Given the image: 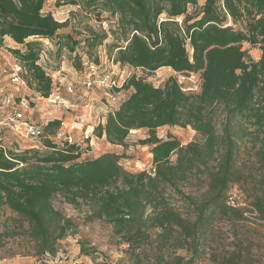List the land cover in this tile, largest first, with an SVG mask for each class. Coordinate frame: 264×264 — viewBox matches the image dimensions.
<instances>
[{
  "label": "trees",
  "instance_id": "trees-1",
  "mask_svg": "<svg viewBox=\"0 0 264 264\" xmlns=\"http://www.w3.org/2000/svg\"><path fill=\"white\" fill-rule=\"evenodd\" d=\"M49 1L96 18L105 12L116 18L115 27L108 32L89 27L82 41L60 34L68 22L42 13ZM198 2L0 0V43L7 37L24 48L10 53L24 68L28 87L43 97L49 95L50 79L36 64L40 40L54 44L58 62L63 55L73 57L77 70L83 42L92 61L103 46L122 67L146 74L168 68L200 78L199 91L189 93L174 77L156 88L130 74L123 85L128 96L104 126L94 129L96 138L123 148L130 132L145 130L147 137L137 144L150 148V171H126L116 154L80 161L74 147L53 150L48 141L43 154L0 144V218L5 209L18 216L35 256L54 257L59 243L77 232L74 221L53 206L58 197L86 223L110 228L116 245L125 246L116 264H145V251L153 246L155 264H198L207 257L221 258L222 264H256L249 242L217 254L214 224L219 218L241 221L244 213L264 223V0H203L198 12L188 14ZM250 49L260 52L257 60ZM58 126L52 121L45 131L52 134ZM163 127L190 128L196 139L187 145L171 136L159 139ZM232 186L249 199L245 212L227 206ZM16 231L0 226V249L19 236ZM79 244L81 255L94 253Z\"/></svg>",
  "mask_w": 264,
  "mask_h": 264
},
{
  "label": "rangeland",
  "instance_id": "rangeland-1",
  "mask_svg": "<svg viewBox=\"0 0 264 264\" xmlns=\"http://www.w3.org/2000/svg\"><path fill=\"white\" fill-rule=\"evenodd\" d=\"M199 6L196 8L189 7L188 14L199 11ZM99 11V10H98ZM42 13L51 14L52 17L59 23L65 21L68 22V26L59 31L60 34H72L76 36L78 40L83 39V35L87 33V28H92L94 32H108L110 28L115 27L116 18L110 17L107 13L103 12L100 17L96 18L93 14H85L76 7L61 6L56 7L53 1L46 2ZM182 18L179 20L181 21ZM5 38V37H4ZM4 40V39H3ZM31 40V39H30ZM12 41V40H11ZM13 42V41H12ZM42 49L47 53L48 61L47 66L52 70L61 69L55 78H64L67 81H72L75 77L73 57L63 55L61 61L64 62L62 65L58 62V58L55 53L54 44L48 40L38 41ZM112 42V37H109L107 43ZM23 48L19 45H14L5 41L0 43V50L3 51L5 58L16 62L14 56L10 53L11 50ZM107 50V51H106ZM96 56L98 53H108L107 48L100 47L96 50ZM82 55V47L78 48L76 52ZM249 55L252 60H257L260 56V52L257 49H250ZM95 56V58H96ZM10 65V64H9ZM8 66V65H7ZM72 67V68H71ZM120 67H118L119 69ZM118 69H115V73H120ZM126 74H133L137 77L145 79L148 83L158 88L163 86L167 79L170 77L178 78L181 86L185 89H192V92H198L200 87V81H192L186 77H178V74L172 72L168 68H162L156 71L154 74H146L141 71H135L125 66ZM0 95L3 93L11 94L15 98L25 97L26 101L30 102V106H36V109L32 112V120H38L39 124H45L47 121L59 120L67 122L72 118L82 115L80 109L75 111H64L59 105L50 107L45 102L38 100V96L28 86L24 90L14 91L13 86L9 85L7 77H4L0 73ZM8 84L5 86L3 82ZM4 85V86H3ZM129 94V93H128ZM127 93H122L120 100L125 99L128 96ZM64 100L70 103L78 104L73 97L61 95ZM102 95L98 91H93L88 97V103H93L96 110L93 112L92 118L100 117L99 106L102 101ZM95 129V128H94ZM90 130V129H89ZM54 133V131H53ZM48 134V133H47ZM157 136L159 139H166L167 136H171L176 139L181 145H187L188 143L196 139V134L190 128L180 127H163L157 130ZM147 137V132L132 131L126 140V148L120 146H112L105 142L104 138L98 139L94 136V131L90 137L88 143V152L80 158L82 160L95 159L103 154H116L121 156L119 163L120 165L129 172H142L150 171L152 168L151 155L149 153V147H142L137 144L139 140H143ZM0 143L5 149H17L26 150L29 148H37L40 154L46 152L43 141L29 142L21 140L14 136L9 130H3L0 134ZM77 142L81 144V139H77ZM85 143V141H84ZM229 197H231L237 204L239 209L245 212L248 209L249 199L246 194L238 187L232 186L229 190ZM53 206L59 210L66 217L71 218L77 225V232L68 236L66 239L59 243V250L54 257L49 255L45 257L35 256L32 243L26 236L27 226L20 224L19 218L16 214L11 213L8 210H3L0 218V226L2 228L12 229L16 228L19 236L9 238L5 242L3 248L0 249V264H116L118 260L124 257L123 250L125 246L116 245V240L111 237L110 228L101 224L100 222L86 223L82 214H79L76 210L62 202L60 198H54L52 201ZM244 219L241 221H229L226 219L219 218L214 224V231L217 234L219 240L216 242L215 252L223 255L224 253H232L238 249V242L243 241L244 245L248 244L250 248L251 258L256 264H263L264 259V223L254 221L249 213H244ZM83 243L85 247L92 248L94 253L89 256H83L80 254V244ZM147 261L145 264H155V258L157 252L155 247H150L145 251ZM176 255L185 256L182 251H177ZM242 255L245 261V251ZM259 260V262H257ZM198 264H222L221 258L219 260H213L212 257H207L204 261Z\"/></svg>",
  "mask_w": 264,
  "mask_h": 264
},
{
  "label": "built area",
  "instance_id": "built-area-1",
  "mask_svg": "<svg viewBox=\"0 0 264 264\" xmlns=\"http://www.w3.org/2000/svg\"><path fill=\"white\" fill-rule=\"evenodd\" d=\"M83 46V42H80V47ZM77 55L80 57V69L73 70L77 77L72 81H67L64 78H55L62 71V68L59 70L49 69L47 66V63H49L47 53L42 49L36 64L43 69L45 75L50 79V92L47 97H43L39 93H35V95L39 97L38 100L45 102L50 107L59 105L64 111L80 109L82 115L67 122L51 120L45 124H39V121L32 120V112L36 109V106L31 107L30 102L26 101L25 97H20L19 100V97L15 98L11 94L3 95L1 93L0 134L1 131L6 129L21 140L29 142L48 141L53 150H65L72 146L77 150L80 158L88 152L86 149L89 147L88 143L94 128L104 126L106 117L117 111L124 100H120V96L123 92L127 93L123 90V85L129 74L124 72L125 66L115 64L105 52L98 53L96 61L87 59L84 53ZM0 56L4 57L2 50H0ZM60 63L64 64L63 61H60ZM118 67L120 68L118 69ZM115 69H118L120 73H115ZM0 73L8 78L9 85L13 86L15 92L27 88L28 84L24 79L25 70L17 61L2 68ZM180 76L192 81H200L199 74L191 73L188 76L178 74V77ZM175 78L181 86L177 76ZM181 88L183 92L193 93L192 89L185 90L182 86ZM93 91H98L102 95L103 102L99 106L100 117L98 118H92L93 112L96 110H93L94 104L87 101ZM61 95L75 98L74 102L77 101L78 104L64 100ZM52 121H58L59 126L54 130V133L47 134L45 128ZM77 139H81V144L77 142ZM34 149L37 148L26 150ZM227 206L237 208L238 204L231 197H228Z\"/></svg>",
  "mask_w": 264,
  "mask_h": 264
},
{
  "label": "crops",
  "instance_id": "crops-1",
  "mask_svg": "<svg viewBox=\"0 0 264 264\" xmlns=\"http://www.w3.org/2000/svg\"><path fill=\"white\" fill-rule=\"evenodd\" d=\"M202 5H203V0H199V2H198V6L201 7ZM3 41L16 45L14 42H12V41H11L9 38H7V37H5ZM16 46H17V45H16ZM21 47H22V46H21ZM22 48H23V47H22ZM23 49H24V48H23ZM23 49H22V51H23ZM11 63H12V60H10V59H8V61H7V59H5V58L0 59V70H2V68H4L5 66H7V65H9V64H11ZM3 83H4L5 86H8V84L6 83V81L3 82ZM0 84H2V81H1V80H0ZM4 85H3V86H4ZM127 94H128V93H127ZM36 121H38V120H36Z\"/></svg>",
  "mask_w": 264,
  "mask_h": 264
}]
</instances>
